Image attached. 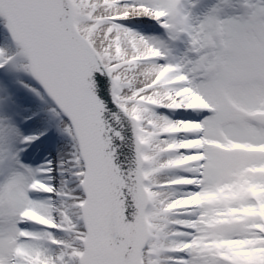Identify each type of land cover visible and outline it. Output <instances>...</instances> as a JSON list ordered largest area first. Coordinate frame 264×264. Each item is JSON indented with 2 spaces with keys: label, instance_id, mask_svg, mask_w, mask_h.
<instances>
[{
  "label": "snow or ice",
  "instance_id": "obj_1",
  "mask_svg": "<svg viewBox=\"0 0 264 264\" xmlns=\"http://www.w3.org/2000/svg\"><path fill=\"white\" fill-rule=\"evenodd\" d=\"M0 264H264V0H0Z\"/></svg>",
  "mask_w": 264,
  "mask_h": 264
},
{
  "label": "rangeland",
  "instance_id": "obj_2",
  "mask_svg": "<svg viewBox=\"0 0 264 264\" xmlns=\"http://www.w3.org/2000/svg\"><path fill=\"white\" fill-rule=\"evenodd\" d=\"M30 102L32 104V111H34V110L37 111L40 107H42V105H40L39 101L33 100ZM38 112H37V115H38ZM41 113L42 114H39V117L36 118V120H34V118H33L31 121H27L24 124V127L22 129L24 131V134H29L31 132H34V130L40 128V126L37 125L36 122L40 121L41 118H45V114L43 112H41ZM22 115L27 116V115H29V113L28 112H22ZM43 125H45V124H43ZM40 131L44 132L45 130H44V128H41ZM65 140H67V142H68L67 138ZM45 143L46 142H39V144H34L31 146L30 152H31L32 158L34 160L39 161V162H43V160L46 158H55L56 157L57 151H56L55 147L53 148V147L48 146L49 142H47V144H45Z\"/></svg>",
  "mask_w": 264,
  "mask_h": 264
},
{
  "label": "bare ground",
  "instance_id": "obj_3",
  "mask_svg": "<svg viewBox=\"0 0 264 264\" xmlns=\"http://www.w3.org/2000/svg\"><path fill=\"white\" fill-rule=\"evenodd\" d=\"M22 112H23V111H22ZM22 112H21V116H22ZM22 117H23V116H22ZM44 119H45V118H41L40 121L36 122V124L40 126L39 129L46 127L45 125H43V124H45V120H44ZM43 121H44V122H43ZM36 124H35V125H36ZM39 129L34 130V133L31 132V133H29V135H36V133L38 132ZM37 136H38V135H37ZM40 137H41V136L39 135V138H40ZM65 138H66V137H65ZM65 138H64V139H65ZM54 140H56L55 137H54ZM64 143H66V142H62V144H64ZM33 144H34V143H33ZM62 144H61V145H62Z\"/></svg>",
  "mask_w": 264,
  "mask_h": 264
}]
</instances>
